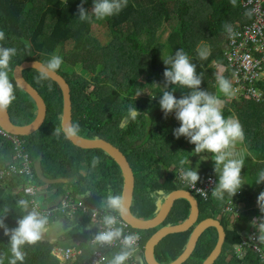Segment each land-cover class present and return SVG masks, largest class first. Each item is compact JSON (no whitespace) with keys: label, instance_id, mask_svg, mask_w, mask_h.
Segmentation results:
<instances>
[{"label":"trees","instance_id":"trees-1","mask_svg":"<svg viewBox=\"0 0 264 264\" xmlns=\"http://www.w3.org/2000/svg\"><path fill=\"white\" fill-rule=\"evenodd\" d=\"M80 4L81 0H0V30L6 33L5 41L0 43L18 49V54L12 61L13 69L24 61L44 62L54 51L63 58L64 66L68 67L63 70L60 68L57 72L70 86L72 124H79L80 136L106 140L123 153L135 178L132 212L135 217L148 220L159 212L152 208L153 197L149 199V196L159 192L158 187L152 184V179L159 175L160 167L169 169L172 165L180 166L182 158L174 160L173 154L183 156L187 142L183 136L179 139L174 137L173 129L179 127V121L174 114L165 118L159 105L160 94L165 90L163 72L166 65L162 58L174 55L176 49L183 48L202 76L200 87L218 88L217 71L211 63L215 61L219 65H225L221 58L223 39L229 32L225 25L230 30L237 29L246 21L243 17L244 10L240 0H236L235 5L230 0H128L127 6L118 15L105 20L81 22L77 13ZM92 4L93 0H86L85 9L91 11ZM37 8L41 10L33 27ZM24 11L26 15L22 18ZM94 22L103 24V29L96 35L92 31ZM169 22H173L175 30L169 31ZM29 31L31 33L27 34ZM203 43L208 45L209 55L207 59L201 60L196 50ZM38 74L39 71L32 69L22 72L24 79L43 97L47 108L46 116L41 126L32 134L17 137L25 143L32 161L41 157V169L45 177H68L71 181L47 184L39 180L34 172L37 185L51 194L49 197L40 195L41 205L45 206V203L55 197H61L66 192V185L70 187L71 195L75 196L79 192L100 207L109 189L114 194L123 190L119 167L102 150H86L73 145L63 130L59 136L54 135L56 129L61 128V90L49 77L36 83L34 77ZM10 75L13 79V71ZM257 86L263 91L264 97V81L258 82ZM146 90L148 94L143 97ZM187 91L177 88L174 95L180 98ZM15 94L17 99L7 110L15 125L24 126L35 117L36 107L17 86ZM129 107H135L139 115L129 113ZM230 107L242 122L244 144L254 154L255 161L253 171L248 173L250 188L242 187L236 194L235 204H240L245 211L233 225L230 215L221 217L227 237L222 254L214 264H239L240 259L234 251L235 246L241 242L240 231L256 214L261 213L255 194L264 191V183H255L257 173L264 170V105L232 101ZM231 111L225 109V117ZM6 136L0 135V168L14 162L13 146ZM93 156L100 157L101 161L95 167L92 164ZM156 160L160 162L156 163ZM168 175L166 183L160 189L164 197L179 188L187 190L186 187L172 184V174ZM24 177L21 174L7 181L0 180V218L4 219L9 228L16 227V220L25 214L18 207L17 201H29L30 198L23 191ZM228 199L230 197L227 195L222 201L211 195L206 201L197 197L199 220L216 217L222 212ZM31 209L29 205V210ZM190 211L191 206L186 200L176 201L163 224L148 231L138 230L143 236L142 246L160 228L187 220ZM261 215L264 216V213ZM78 224L79 227L66 233L60 238V242L43 236L37 244L26 245L23 249L26 253L23 264H61L53 253L54 246L69 242L72 237L81 234L83 228L88 231L93 225L88 214H82ZM193 229L165 237L156 246L157 260L160 263L175 261L187 247ZM88 233L94 236L95 228ZM217 241V230H206L192 256L184 264H202ZM9 249V237L0 229V257L4 264H8ZM82 251L77 260L71 259L67 264H89L92 250L85 251L83 248ZM256 255L248 252V257ZM256 258L258 262L261 260L257 256ZM111 259L107 258L103 264H109Z\"/></svg>","mask_w":264,"mask_h":264},{"label":"clouds","instance_id":"clouds-1","mask_svg":"<svg viewBox=\"0 0 264 264\" xmlns=\"http://www.w3.org/2000/svg\"><path fill=\"white\" fill-rule=\"evenodd\" d=\"M235 5L236 0H230ZM86 0H81L78 5V20L91 22L93 19L105 20L118 15L128 4V0H93L91 11L84 7ZM229 34H232L228 25ZM6 33L0 30V42L5 41ZM197 54L201 60L207 59L209 52L205 48L197 47ZM18 54L16 47L4 46L0 43V112L6 111L17 99L16 86L10 75L12 73V61ZM166 68L163 72L165 89L159 98V105L167 118L168 115H175L179 121V127L173 129L176 139L185 137L190 144H193L195 155L201 153L212 154L214 171L218 174V182L212 189L211 196L217 200H223L225 195L233 197L245 183L241 175L245 166V160L238 156L236 151L237 142L245 140V131L238 118L225 117L224 101L220 96L207 90L201 89L202 76L197 72V65L192 62L190 56L183 48L175 50L174 55L162 58ZM63 58L53 53L41 66L39 74L34 77L36 83H41L49 76L55 74L63 64ZM40 62L35 61L34 64ZM216 83L219 93L224 96L233 94L232 83L223 75L216 76ZM158 85V84H157ZM187 89L180 98L174 95L175 90ZM51 91V85H49ZM128 112L139 115L135 107H129ZM69 136H75L80 132L78 123H74L63 129ZM62 128L58 127L54 135L59 136ZM208 159L201 156V160ZM100 157L93 156V167L100 163ZM179 178L184 183L195 187L200 180L198 170L185 168V160L181 159ZM35 172V171H34ZM256 184L264 183V170L257 173ZM29 191V190H26ZM200 194L207 197V193L200 190ZM257 204L260 212L264 213V191L257 197ZM18 207L24 211V215L16 220V227L9 228L3 218H0V229L3 234L9 237L10 258L8 264H23L26 253L23 250L26 245H35L41 241L47 231L48 218L42 215L35 207L29 210V202L26 199L17 201ZM103 210L102 228L97 231L93 242L99 245H113L119 241L120 251L113 255L109 264H127L137 251L140 235L136 232L124 233L121 226L122 221L128 215L127 196L123 192L113 193L108 190L100 203ZM252 223L258 228L260 235L258 240L264 242V216L254 218ZM0 264H4L0 257Z\"/></svg>","mask_w":264,"mask_h":264},{"label":"built area","instance_id":"built-area-1","mask_svg":"<svg viewBox=\"0 0 264 264\" xmlns=\"http://www.w3.org/2000/svg\"><path fill=\"white\" fill-rule=\"evenodd\" d=\"M241 7L244 10L243 17L244 19L246 18V21L242 25H239L237 29L231 30V35L229 32L227 34L226 44L222 53V57L225 61L224 68L228 73L229 81L232 83L233 94L235 96L242 97L248 101L252 100L256 103H264L262 92L257 86L258 82L264 76V0H241ZM6 134L7 133L0 129V135L6 136ZM6 137L11 140L13 146L14 162L7 167L0 168V180L5 179L7 181L15 175L24 174L25 177L22 179L23 191L27 195H30L28 199L30 207H35L42 215L48 218V221L50 217L56 214L76 216L77 214L80 215L83 213L91 215L92 220L98 223L99 230L102 228L103 210L90 205L80 197L69 194L61 196L62 198L58 204L52 208L53 211L44 214L40 206L42 203L40 204L39 201V197L42 194L41 189L35 180L33 161L26 151L25 143L16 135H11L9 137V134H7ZM176 177L181 184L185 185L192 195L201 198L203 201L208 199L212 189L216 185V181L212 177L198 181L195 187H191L181 181L179 174ZM200 190L207 193V197L201 195ZM224 208V213L232 211L230 204ZM121 226L125 234L136 232L140 235L137 251L129 260V262H135L136 256L142 255L144 252V247L142 246L143 236L138 230L133 229L125 221H122ZM92 244L96 246L92 264H103L106 259L104 251L120 247L119 241L111 246L99 245L93 241ZM243 246H250V248L257 253L258 258L264 261V253L256 234L250 237L249 241H245ZM58 252L60 255L56 256L62 262L71 259L75 261L82 254V251L75 249V247H57L54 249V253L56 254ZM237 254H244L242 248L238 250ZM259 254H262L263 257L261 258Z\"/></svg>","mask_w":264,"mask_h":264},{"label":"water","instance_id":"water-1","mask_svg":"<svg viewBox=\"0 0 264 264\" xmlns=\"http://www.w3.org/2000/svg\"><path fill=\"white\" fill-rule=\"evenodd\" d=\"M39 64H34L35 61H24L19 65H16L13 69V79L18 88H20L24 94H26L35 104L36 114L33 120L24 126L15 125L10 118L8 110L0 112V129L9 134L16 136H29L32 132L36 131L43 123L46 116V104L43 97L33 88L23 77L22 72L28 69L41 70L43 62ZM49 78L57 83L62 94V114H61V128L66 129L68 126L72 125V102L70 95V86L65 78L59 73L49 76ZM66 138L75 146L80 148H85L86 150L99 149L106 152L110 158L119 167L120 174L123 178V190L122 192L127 196V207L128 215L123 220L133 229L140 231H148L159 227L167 219L170 214L174 202L178 199L186 200L191 206V213L187 220L172 226H166L157 230L146 242L144 246V260L146 264H184L193 254L197 243L203 233L209 228H215L218 232V241L211 252V254L205 259L202 264H214L220 257L223 251V246L226 241V230L221 222L217 219L208 218L199 221L200 209L197 200L194 195H192L188 190L178 189L171 192L165 199L164 205L159 211V213L151 219L144 220L139 219L134 216L132 212L133 204V193L135 186V178L132 168L123 155V153L111 143L103 139H87L80 136L79 134L75 136H69L63 131ZM34 170L37 178L44 183H65L68 181L65 177L57 178H47L42 174L41 169V157L39 156L34 163ZM191 228L193 232L190 236L187 247L184 252L173 262L170 263H160L155 254L156 246L167 236L172 234L183 233Z\"/></svg>","mask_w":264,"mask_h":264},{"label":"crops","instance_id":"crops-1","mask_svg":"<svg viewBox=\"0 0 264 264\" xmlns=\"http://www.w3.org/2000/svg\"><path fill=\"white\" fill-rule=\"evenodd\" d=\"M240 5H241V0H240ZM225 36L226 37H224V39H223L224 41L222 43L221 50L224 49V46L226 44L227 35H225ZM200 47L207 49L208 52H209V48H208V45L207 44H204L203 43L202 46H200ZM221 58L223 59V57H221ZM211 66L216 69L217 75H223L224 77H226L229 80L228 73H227L226 69L224 68L225 66L223 64L219 65L217 62L213 61L211 63ZM260 81H264V76L261 78ZM216 85H217V83H216ZM201 89L207 90V91H209V92H211L213 94H216V95L220 96V98L224 101V110L225 109L232 110L231 113L229 115H227L226 117L231 116V117H234V118H238L239 119V117H238L237 113L235 112V110L232 107H230V104L232 103V101H236L238 103L241 102V101L244 102V103L254 102L252 100H250V101L245 100L242 97H237L234 94H232L230 96H224L222 93H219L218 88H208V89L201 88ZM260 91L263 93V91L261 89H260ZM254 103H256V102H254ZM256 104H263L264 105V103H256ZM174 117H175V115H174ZM239 121H240V119H239ZM190 146H194V145H191L188 142V140H187V142L185 143V147L183 149V156L181 157L183 160L186 161L184 167L185 168H191V169L198 170V173H199V176H200V180L199 181H201V180H203L205 178H208V177H212V178L215 179L216 184H217V182H218V174L214 171V161L212 160V154L205 152V153H201L199 155H195L193 153L194 148H190ZM236 151H237L238 156H242L244 158V160H245V166L242 169V173H241V175L243 176V180L245 182L242 187H248V188H250L251 185H249L250 178H249V174L248 173L251 172V171H253V169H254V167H253V162L255 161L254 154L252 152H250L246 148V146L244 144V141L242 143L241 142H237V144H236ZM200 155L201 156L204 155V156H207L208 157V162H207V160H201V161H203V163H206L207 162L208 164H210V170L205 168V164H204V166H203L202 169H198V167H197L198 165H194V159H195V157L196 156L197 157H200ZM35 161H33V169H34V163H35ZM180 167L181 166L176 167L175 165L170 166L169 169H162L160 167L159 169H160L161 172H159V175L155 179H152V181H153L152 184L155 185V186H157L158 187V190H159L158 194H153V195L149 196V199L150 200H151V197H153V202L150 201L152 203L153 210H157L158 209L160 211L161 208H162V206H163V202L165 201L166 197L171 193L170 192L166 197H164V194L162 193V191H160L163 183H166V181L168 179V176H169L168 174H172V181H173L172 184L185 187V185L184 184H181L177 180V177L175 176V173H179ZM147 179H149V178H146V180ZM69 182H71V181H69ZM69 188L70 187H68L66 185L64 186V189H65L66 192L71 191V190H69ZM40 189L43 190L42 187H40ZM258 195L259 194H255V197L257 198ZM75 196L80 197L84 201H86L87 203H89L90 205L95 206V207H98V208L101 209V207L93 204V202H91L90 199L87 198L86 195H80V193L78 192V193H76ZM235 199H236V195L233 196V197H230V199L226 200L225 204L222 207V212L221 213H218L216 215V217H214L213 219H217V220H219L221 222V217L223 218L224 215H227V216L230 215V217H231V219H230L231 224L232 225L235 224V222L238 220L239 216L245 211L244 208L240 204H235ZM178 200H181V199H178ZM178 200H176V201H178ZM39 201H40V204H41L42 202H41L40 199H39ZM175 202H174V205H175ZM229 204H230V207H231L232 211H229V212L224 213V209H225L224 207L227 206V205H229ZM171 212H172V210H171ZM171 212H170V214H171ZM190 213H191V211H190ZM82 214H80V215L77 214L76 216H63L62 214H56L55 216L50 217V219L48 221L49 223L47 225V231L45 232L44 236L46 238H48V239H52L55 242H60V238H62L66 233H68L69 231H71L73 228H76V227L78 228L79 227V224L78 223L80 222V216ZM169 215H168V217H169ZM261 216H263V215H261V213L256 214L252 218V220L247 223V226L242 231H240L241 242L235 246V251H234V253L236 255L238 253V250H240V248H242V252L244 253L243 254V256H244L243 259H240V260L238 259L239 260V264H245L244 261L248 257V252L249 251L256 253L254 250H252L250 248V246H247V247L245 246L244 247L243 246V243L245 241H249L250 240V237H252L254 234H256L257 236L260 235V232H259L258 228L252 223V221L254 220V218L261 217ZM90 217H91V215H90ZM72 219L75 221V223L72 224L70 227L67 226L68 220H72ZM91 222H92L93 225H91L89 227V230L88 231H91L93 228H95V232L97 233V231H99L98 223H95L92 220V217H91ZM54 224H59V225L62 226V228H61L62 229V234L61 235L54 234V235L51 236L50 231H51L52 226ZM88 231H86L83 228V231L81 232V234H78L77 236L72 237L69 240V242H65L63 244H60V243L59 244H56V246H54V249L57 248V247H61V248L62 247L63 248H66V247H75V249H78V250H81V251H82L83 248L85 249V251L91 249L92 250V258H91V261H90L89 264H92V261L94 259V254H95V251H96V246H93V244H92V241H93V238H94L95 234H94V236H91L90 233H88ZM226 237H227V233H226ZM259 242H260V245H261L262 250H263V253H264V242H261L260 240H259ZM80 248H82V249H80ZM54 249H53V253H54ZM119 251H120V247L113 248L111 250L104 251L105 258H106L105 261L107 260V258L108 259L112 258L113 255L116 254ZM82 253H83V251H82ZM256 256L258 257V255H256ZM256 256L255 257H248L246 264H264V261L262 262L261 260H259V262H260L259 263L258 260H256L257 259ZM227 260H229V259H227ZM60 262H61V264H67L69 261L62 262L60 260ZM127 264H144V252H143L142 255L136 256V261L135 262H129L128 261Z\"/></svg>","mask_w":264,"mask_h":264},{"label":"rangeland","instance_id":"rangeland-1","mask_svg":"<svg viewBox=\"0 0 264 264\" xmlns=\"http://www.w3.org/2000/svg\"><path fill=\"white\" fill-rule=\"evenodd\" d=\"M41 10V8H37L36 9V12H35V19H34V22H33V27L35 26V24H36V22H37V20H38V17H39V11ZM26 15V11H24L23 12V14H22V18L24 17ZM168 27H169V31H173V30H175L176 28H175V25L173 24V22H169L168 23ZM103 29V24L102 23H99V22H94L93 24H92V31H93V34H97L98 32H100V30H102ZM168 30V29H167ZM31 33V31H29L27 34H30ZM166 36V35H165ZM164 36V37H165ZM53 53H56V54H58L57 53V51H54ZM52 53V54H53ZM68 66H64V64L63 65H61V67L60 68H62L61 70H63V69H65V68H67ZM140 80H143V79H140ZM146 94H148V91L146 90V91H144V93H143V95H142V93H141V95L143 96V97H146L145 95ZM20 96L23 98V95L22 94H20ZM204 156V155H203ZM182 157V155L181 154H173V158H174V160L176 159V158H181ZM207 160V162H208V159H206ZM157 162L156 163H159L160 162V160H156ZM203 163V161H201V155H200V157H195V159H194V165H198L197 167H198V169H202L203 168V166H204V164H205V168L206 169H209L210 170V164H208V163ZM209 165V166H208ZM179 173H175V176H177ZM65 178H67L68 179V181L70 180L68 177H65ZM71 180H72V178H71ZM65 184H63V186H64ZM41 193L42 194H44L46 197H49L51 194L47 191V190H42L41 189ZM65 194H69V195H71L69 192H65L64 194H62V196H65ZM72 196H74V195H72ZM62 197H55V199H53V200H50L49 202H47V203H45V201H44V203L46 204L44 207L42 206V205H40L41 206V209H42V211H43V213L44 214H48L49 213V211H53L52 210V208H54L57 204H58V202L60 201V199H61ZM165 202V201H164ZM164 202H163V205H164ZM163 207V206H162ZM59 208V207H58ZM57 208V209H58ZM142 211H140V213H141ZM75 223V221L72 219V220H68V224H67V226H71L72 224H74ZM62 226L61 225H59V224H54L53 226H52V229H51V231H50V234H51V236L52 235H54V234H56V235H61L62 234ZM64 231V230H63ZM44 236V235H43ZM45 237V236H44ZM55 255H60L59 254V252L58 253H56ZM237 256H238V258L239 259H243V254H237ZM259 256H261V258L263 257L262 256V254H259Z\"/></svg>","mask_w":264,"mask_h":264},{"label":"flooded vegetation","instance_id":"flooded-vegetation-1","mask_svg":"<svg viewBox=\"0 0 264 264\" xmlns=\"http://www.w3.org/2000/svg\"><path fill=\"white\" fill-rule=\"evenodd\" d=\"M195 198H196V200H197V196H195ZM198 203V202H197ZM199 217H200V215H199ZM200 221V220H199Z\"/></svg>","mask_w":264,"mask_h":264}]
</instances>
